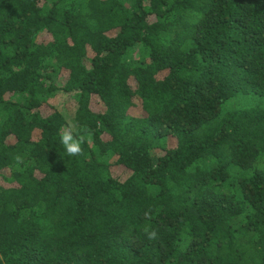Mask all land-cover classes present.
<instances>
[{"label":"trees","instance_id":"16d2710c","mask_svg":"<svg viewBox=\"0 0 264 264\" xmlns=\"http://www.w3.org/2000/svg\"><path fill=\"white\" fill-rule=\"evenodd\" d=\"M0 264H264V0H0Z\"/></svg>","mask_w":264,"mask_h":264},{"label":"clouds","instance_id":"9594fccd","mask_svg":"<svg viewBox=\"0 0 264 264\" xmlns=\"http://www.w3.org/2000/svg\"><path fill=\"white\" fill-rule=\"evenodd\" d=\"M61 143L64 146L66 155L69 157L81 153V141L76 138L71 128L65 130L61 136Z\"/></svg>","mask_w":264,"mask_h":264},{"label":"rangeland","instance_id":"374dc122","mask_svg":"<svg viewBox=\"0 0 264 264\" xmlns=\"http://www.w3.org/2000/svg\"><path fill=\"white\" fill-rule=\"evenodd\" d=\"M56 105L59 109V112L65 118L68 126L72 127L73 126L72 121L74 118L76 106L73 103V101L71 100V98H69L68 96H65V97L59 96L56 98Z\"/></svg>","mask_w":264,"mask_h":264}]
</instances>
